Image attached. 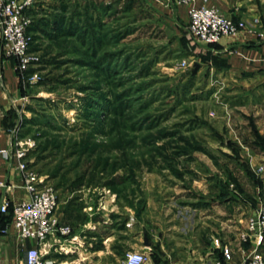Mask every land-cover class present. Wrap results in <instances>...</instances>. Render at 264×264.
<instances>
[{"label":"rangeland","instance_id":"1","mask_svg":"<svg viewBox=\"0 0 264 264\" xmlns=\"http://www.w3.org/2000/svg\"><path fill=\"white\" fill-rule=\"evenodd\" d=\"M159 5L32 0L24 16L35 61L20 73L0 54L2 130L24 143L29 170L56 191L103 187L120 205L130 201L141 224L145 199L162 209L165 225L208 221L226 185L235 249L256 180L264 181L253 172L260 159L247 129L259 119L261 130L264 111L224 85L185 15Z\"/></svg>","mask_w":264,"mask_h":264},{"label":"crops","instance_id":"2","mask_svg":"<svg viewBox=\"0 0 264 264\" xmlns=\"http://www.w3.org/2000/svg\"><path fill=\"white\" fill-rule=\"evenodd\" d=\"M196 1L197 5H201L202 0ZM157 2L163 13L175 18L184 14V20L189 21L185 7H175L176 4L168 0ZM206 5L234 22L245 21L250 24L254 20L258 21L255 32L244 31L236 37L223 38L219 44L206 51L212 59V68L223 79L224 85L242 94L244 101H257L256 114L264 111V0H207ZM5 76L7 83H10V79L16 81L10 74ZM248 121V139L250 143L255 142L253 147L258 150L255 154L260 159L256 166L264 167V148L259 144L264 143V125L260 130L255 124L261 120ZM234 131L237 132V129ZM9 141L0 122V149L5 148ZM4 180L16 184L18 175L13 163L0 160V181ZM254 188L256 197L253 201L247 199L251 207L247 218L256 209V198L259 195L264 197V181ZM227 190L229 196L221 198L218 195V200L212 198L213 201L208 205L211 208H208L209 213L204 219L208 221L200 223L199 220H192L189 224L177 226L169 221L165 225L162 209L158 213L152 200H144L141 224L137 221L134 208L120 205L115 195L103 187L81 184L78 187L59 188L56 214L60 225L68 227L70 234L51 237V250L47 257L55 264H124L125 253L140 249L146 255L144 264H213L222 258V248L227 247L231 250L233 261L240 263V250L249 249L238 238V246L234 249L231 245L232 198L231 191ZM27 198L22 190L11 195L13 203ZM215 202L223 207L222 212H215L218 208ZM193 209L192 212L200 213L198 207ZM247 218L241 221L235 236L245 229ZM4 229L6 233H2ZM31 245L30 241H19L11 220L6 225H0V264H24V252ZM261 253L264 255V246Z\"/></svg>","mask_w":264,"mask_h":264},{"label":"built area","instance_id":"3","mask_svg":"<svg viewBox=\"0 0 264 264\" xmlns=\"http://www.w3.org/2000/svg\"><path fill=\"white\" fill-rule=\"evenodd\" d=\"M187 10L189 19L188 30L194 40L204 46L213 47L223 38H233L241 32H255L258 21L252 23L237 21L225 17L218 10L206 5L202 0H168ZM32 5V0H0V54L5 59L16 61V71L24 73L35 61L28 54L31 41L27 34L30 21L24 16ZM258 36H263L258 34ZM28 149L24 143H13L10 139L5 148L0 149V160L13 163L18 175V183L9 180L0 181V215L8 214L11 209V225L21 242L30 241L32 245L24 252V264H55L47 257L51 250V237L67 236L70 229L60 225L56 214L58 208L57 191L46 184L44 178L29 170L25 161ZM257 176L264 172L263 166L253 169ZM22 190L27 199L13 203L11 195ZM108 192V191H107ZM4 229L2 233H6ZM241 244H248L249 250H240L241 260L238 264H264L261 248L264 246V198H258L257 206L246 220L244 231L238 234ZM146 255L143 252L130 251L125 253L124 264H144ZM213 264H237L232 259L231 250L222 248V260Z\"/></svg>","mask_w":264,"mask_h":264},{"label":"trees","instance_id":"4","mask_svg":"<svg viewBox=\"0 0 264 264\" xmlns=\"http://www.w3.org/2000/svg\"><path fill=\"white\" fill-rule=\"evenodd\" d=\"M29 29H30V27L28 28V31H29ZM27 31V32H28ZM255 131V130H254ZM255 133H256V131H255ZM260 144V146L262 147V148H264V143H259ZM256 183H257V185L260 183V181H258V180H256ZM77 185V186H76ZM79 185H81L80 183L79 184H73L71 187H78ZM220 189H221V197L223 198V197H225V196H229V193H228V190H227V186L226 185H221L220 186ZM231 198H232V195H231ZM127 205L129 206V207H131V208H134V206H133V204H131L130 203V201H127ZM134 210H135V208H134ZM135 214L137 215V216H139V212L138 213H136V211H135ZM11 220V209H9V211H8V214H6V215H0V225H6V223L8 222V221H10ZM248 245V244H247ZM248 248H249V245H248ZM220 260H222V258L220 259Z\"/></svg>","mask_w":264,"mask_h":264}]
</instances>
